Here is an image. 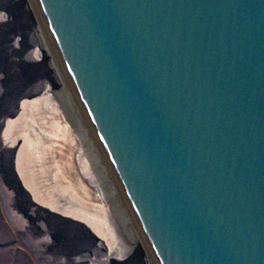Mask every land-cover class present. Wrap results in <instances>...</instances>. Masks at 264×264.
I'll use <instances>...</instances> for the list:
<instances>
[{
  "label": "water",
  "instance_id": "1",
  "mask_svg": "<svg viewBox=\"0 0 264 264\" xmlns=\"http://www.w3.org/2000/svg\"><path fill=\"white\" fill-rule=\"evenodd\" d=\"M31 1L154 264H264V0Z\"/></svg>",
  "mask_w": 264,
  "mask_h": 264
},
{
  "label": "rangeland",
  "instance_id": "2",
  "mask_svg": "<svg viewBox=\"0 0 264 264\" xmlns=\"http://www.w3.org/2000/svg\"><path fill=\"white\" fill-rule=\"evenodd\" d=\"M0 12L5 16L0 20V264H151L146 247L141 240L129 237L125 224L115 213L112 197L107 209L117 238L114 252L84 224L35 204L22 187L14 168L18 148L10 147L1 138L3 124L6 118L17 114L20 99L48 90L63 113L56 96L63 82L51 64L52 55L42 45L41 20L32 1L0 0ZM38 48L41 54L36 58L34 51ZM72 98L89 128L74 94ZM102 165L96 167L101 169L104 183L108 181L115 202H121L123 214L132 221L106 162L108 176Z\"/></svg>",
  "mask_w": 264,
  "mask_h": 264
},
{
  "label": "bare ground",
  "instance_id": "3",
  "mask_svg": "<svg viewBox=\"0 0 264 264\" xmlns=\"http://www.w3.org/2000/svg\"><path fill=\"white\" fill-rule=\"evenodd\" d=\"M39 33L40 39H43L42 45L52 55L51 64L63 82L56 96L66 116L49 90L22 98L17 114L6 118L1 138L10 147L18 148L14 168L31 200L48 211L84 224L114 252L118 247L117 238L107 209L108 202H112L111 197L114 200L113 209L125 224L129 237L141 240V236L129 216L123 214L121 202H115L110 184L107 180L104 183L102 171L96 167L103 162V172L108 176L102 151L87 128L79 108L76 109L74 105L73 93H69L62 67L42 23ZM34 54L36 58L40 57L39 48ZM150 260L153 264L151 257Z\"/></svg>",
  "mask_w": 264,
  "mask_h": 264
},
{
  "label": "clouds",
  "instance_id": "4",
  "mask_svg": "<svg viewBox=\"0 0 264 264\" xmlns=\"http://www.w3.org/2000/svg\"><path fill=\"white\" fill-rule=\"evenodd\" d=\"M3 19H5V16L2 12H0V20H3Z\"/></svg>",
  "mask_w": 264,
  "mask_h": 264
}]
</instances>
